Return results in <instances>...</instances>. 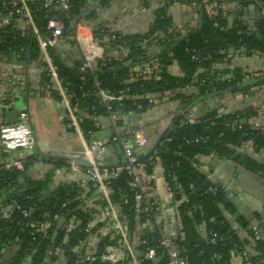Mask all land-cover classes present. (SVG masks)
<instances>
[{
	"label": "trees",
	"instance_id": "trees-1",
	"mask_svg": "<svg viewBox=\"0 0 264 264\" xmlns=\"http://www.w3.org/2000/svg\"><path fill=\"white\" fill-rule=\"evenodd\" d=\"M86 2L87 0L69 1V10L61 14L65 27L64 36L72 35L74 21L83 18L84 14L88 13ZM109 2L110 0H99L101 6H106ZM26 3L32 13L34 25L42 34H45L47 20L55 17L58 11L53 8L51 12H48L43 8L41 0H26ZM175 3L195 4L198 19L201 15L200 31L194 33L196 29H193L185 35L177 33L172 17L169 15V8ZM2 6L0 2V9ZM17 21L19 20L0 29V61L4 59L6 63L13 65H21L29 59H34L39 52L31 30L28 28L21 30ZM225 25L226 20L222 17L217 19L215 25V22L206 16L202 0H167V4L156 10L155 19L144 34L125 37L116 31L109 34L105 28L93 30V35L97 39L106 37L108 47H122L123 53L117 59L105 57L98 60L96 68L85 73L88 76L78 75L77 67L80 63H76L75 68L69 69L60 62L59 56L51 51L63 82L69 84L70 89L75 93L72 104H76L81 112L87 111L81 122L85 136L99 129L91 115L95 113L100 125L103 120H107L108 116L106 110L93 96L97 90L96 83L100 88L109 90L114 95L124 93L126 89L129 90L128 97L123 100L120 109L121 113L126 116L146 111L149 108L146 98L148 96L160 98L168 94L172 101H178V104L185 106L196 98L223 92L242 84L245 77L251 76L250 72L237 67H222L221 64L225 63L229 51L235 48L244 49L245 54L250 52L264 64V24L261 22L253 32L235 29L222 31ZM112 35L116 39L110 40ZM192 55L197 57V61L191 60ZM150 60H156L162 66L158 76L126 85L130 69ZM173 64H176L179 69V75L170 74L169 68ZM199 71L201 72L196 78L207 80L212 85L200 87L195 84V92L180 91L185 85L191 83ZM42 78L43 85L47 80L44 74ZM262 85L264 82L232 92L225 97L237 94L251 97ZM55 98L57 99L56 96ZM186 112L183 111V114ZM256 116L257 110L249 107L226 113L214 110L194 123H186L183 117L176 123L175 131L162 141L151 157L139 161L144 154L142 152L135 154L137 164L143 167L146 175L153 172L158 163L156 159H158L163 168L165 180L173 189L175 199L186 196L187 200L177 208L179 232L182 235L172 241L181 254L188 256L190 264H230L232 251L240 254L249 245L250 239L255 236L253 231L249 230L247 231L248 238L240 241L238 235L229 228L223 217V210L229 208L225 189L205 178L198 160L208 156L220 159L231 158L244 168L264 175L263 166L257 165L247 156L236 152L247 141L252 142L254 152L264 149V134L250 128V121ZM117 126H123V121L119 120ZM132 128L134 127L129 129ZM197 137L207 138V141L195 145L186 144L187 140ZM112 145L118 146V150L115 151L117 155L115 161L124 164V156L119 145ZM33 163V158H27L24 162L25 170ZM48 163L55 167L64 165L62 162L50 161ZM22 174L23 172L16 170H0V216L3 212L8 214L6 219L0 217V264L26 262H29L28 264H51L59 257L62 259L61 264H106L99 261L92 263L82 261V256L87 252L84 245L89 237V234L84 231L85 224L91 220L90 213L82 209L83 201L80 199L82 190L71 184L58 186L52 192L47 193L53 171L46 173L43 180L28 178L20 183L19 178ZM130 180L131 176L126 171L120 170L116 178L109 180V186L112 203L127 221L130 233H133L137 224L150 221L151 213L145 214L143 220L135 216L133 192L127 185ZM209 188H215L216 193L208 192ZM94 191L90 185L89 193ZM98 203L103 205L101 200ZM32 209L34 213L30 218L22 214L23 210L29 214ZM71 217L76 219L77 226L74 229L63 230L62 223L52 243L53 231L58 221H68ZM238 222L243 229L248 227L242 219ZM47 223H50L51 227L45 232H39L31 226ZM202 225L218 235H228L229 242L216 246L204 242L199 235V227ZM158 238V230L147 229L140 238L146 243L137 246L136 250L143 253L147 248L154 247ZM113 244L114 241L106 234L97 244L96 254L102 253L106 247H111ZM78 246H81L79 251L73 252V249ZM6 249L10 250L7 257L3 255ZM56 249L60 252L59 257L55 252ZM248 261L250 264H264L263 241L255 242L254 255L250 256ZM163 263L164 258L160 254L157 260L151 262V264Z\"/></svg>",
	"mask_w": 264,
	"mask_h": 264
},
{
	"label": "crops",
	"instance_id": "crops-1",
	"mask_svg": "<svg viewBox=\"0 0 264 264\" xmlns=\"http://www.w3.org/2000/svg\"><path fill=\"white\" fill-rule=\"evenodd\" d=\"M7 1L8 0H0L2 4ZM158 8V5L153 0H110L106 6H101L99 0H87L86 11L88 13H85L83 18L74 21L72 35L64 36L60 39L52 51L58 55L59 58L63 56L62 59L66 61L71 68H75L76 63H81L82 61V53L74 36L76 24H84L91 32L99 28H109L111 31H116L125 37L140 35L146 33L155 19V12ZM240 10H242V14H239ZM169 15L172 17L176 31L180 35H185L189 31L197 28L198 14L195 10V4L172 5L169 8ZM222 18L226 20V25L222 30H226L228 26H231V29H235V26H238V29L235 30H246L248 32H253L256 26L260 25L262 21V17H260L255 10L250 11L249 9H243L242 6L239 5L238 0L226 7V11ZM230 19L231 22L229 21ZM17 24L21 30H24L25 26L22 21H18ZM122 53V47L112 48L107 46L102 53L101 59L105 57L117 59ZM40 60L41 55L38 52L36 58L29 59L21 65L8 64L4 59L0 61V105L4 97H16L19 109H23L27 113V123L32 129L35 139L43 144L44 151H42V155L54 158L44 160L40 157L34 146V153L32 155L34 163L27 170H25V168L23 169L22 172L26 174L27 177L24 178L22 174L19 178V182L23 183L28 178L43 180L46 173L53 171L51 185L47 189V193L52 192L55 188L62 185L72 184L78 188L81 176L64 172L63 167L67 166L70 162V156L73 154H81L85 146L93 141H102L109 149V155L100 162V166L124 165L123 163L120 164L115 161L114 157L111 155L118 150V146H113L110 143V139L115 131L107 120H103L99 129L89 136H84L83 140L65 129L62 116L63 108L58 98L56 99L55 95L51 94L45 88V84L42 85L43 73ZM221 66L242 68L250 72L251 76L245 77L244 82L251 80L254 72L264 68V64L258 57L238 51L234 53H230L229 51L228 58ZM13 67H18L22 71L24 74V82L20 87L8 88V84L4 83L3 80H8L7 74L12 71ZM169 71L171 75L180 74L176 64H173L171 68H169ZM191 92H195V90ZM165 95L168 100L153 105L152 107L149 106V108L142 113L122 118L121 121H123V126L118 127L120 131H125L131 127H142L145 129L149 139V145L141 151L143 154L146 153L153 140L165 129L167 124L181 114L180 108L183 106L178 104V101H172L170 95ZM197 99L199 98L194 99L193 102ZM228 99L229 101L226 104L225 102ZM186 105L189 104L187 103ZM262 106H264V85H262L251 97L244 98L241 94H237L235 96L225 97L220 103L216 98L206 99L195 105L194 109L187 111L186 114L184 113L183 117L187 115L194 121H197L214 110L221 113V110H227L229 112L250 107L257 110V116L250 121V123L256 122L264 126V111L259 114V108ZM7 113H14L17 116L14 110L8 111L0 109V126L6 124L5 115ZM77 141H79V144ZM236 152L239 155L247 156V158L257 165L264 167V149L254 152L251 141L243 143ZM18 156L19 155L14 152H5L0 146V165L10 162ZM50 161L62 162L64 165L55 167V165L48 163ZM156 162L158 163L150 174V176H153L152 195L156 198L160 208L171 210L172 202L170 193L173 192V189L168 186L165 180L164 171L159 160L156 159ZM198 162L205 178L210 180L213 184H219L225 189L229 208L223 210V217L229 228L238 235L240 241L248 238L247 231H253L254 228L250 225L251 222L255 221L259 223L260 228H262L260 236L256 234L255 230L254 238L250 239L249 245L245 247L243 252L235 254L233 250L231 253L230 264H246L248 258L254 255L255 242L258 240L264 242V175L244 168L231 158L220 159L218 157L208 156L199 158ZM80 168L84 169V167ZM90 185L95 190L94 192L89 193ZM90 185L88 187L79 188L82 190L81 192H83L80 197L83 201L82 209L88 211V213H92L94 207L98 206V202L102 199L101 192L98 191L96 186ZM173 198L175 199V197ZM184 198H186V196L177 200H183ZM239 219L246 222L248 227L243 229L238 222ZM62 221L64 222V220ZM199 235L201 239L206 242L208 229L205 225L199 228ZM9 252L10 250L6 249L3 255L7 257ZM28 263L29 262L22 264ZM61 263L62 259L59 258L51 264Z\"/></svg>",
	"mask_w": 264,
	"mask_h": 264
},
{
	"label": "built area",
	"instance_id": "built-area-1",
	"mask_svg": "<svg viewBox=\"0 0 264 264\" xmlns=\"http://www.w3.org/2000/svg\"><path fill=\"white\" fill-rule=\"evenodd\" d=\"M70 0H41L44 9L51 12L56 8L57 15L47 20L45 26V34L34 25L32 13L26 3V0H8L3 4L0 9V29L6 28L15 20L24 23V29L31 30L34 40L37 42V48L41 55V70L46 77L45 88L53 95H55L63 108V120L65 129L72 132L83 140L85 134L81 128L83 116L87 111L81 112L77 109L76 104H72L75 98V93L70 89V85L63 82L60 76L59 67L54 62V57L51 51L57 42L64 37V22L61 19L62 12H66L70 8ZM158 7H163L167 4V0H153ZM234 2V1H233ZM229 0H202L203 9L206 16L215 22L218 18L223 17L226 7L233 3ZM175 3L173 5H176ZM101 5V4H100ZM18 22V21H17ZM264 24V6L262 7V21ZM107 32H112L109 28ZM264 31V28H263ZM26 35L25 32H23ZM74 36L77 45L82 53V61L77 67V71L86 73L92 71L97 66V61L101 59L104 49L108 46L106 44L107 38L103 37L97 39L93 32L80 23L76 24ZM116 39L111 36L110 40ZM192 61H197L195 55L191 56ZM162 66L156 60H150L140 65L133 66L129 71V78L126 80V85L132 84L138 80H150L156 78L160 73ZM201 71L197 72L192 79L191 83L185 85L180 91L184 93L194 90V85L198 84L200 87L211 86L207 80H198L196 76ZM264 75V68L260 71L254 72L251 79L260 78ZM8 80H3L8 84V88L20 87L24 82V74L18 67H13L12 71L7 74ZM245 81V80H244ZM97 90L93 94L97 98V102L107 112V121L114 127V135L110 139V143L118 144L123 156L124 166L118 169H100L98 166L106 156L109 155L107 145L102 141H93L85 146L81 154H73L67 166L63 167L64 172L78 174L81 176L79 179V186L88 187L90 184L96 186L102 195L103 205L94 207V211L90 213V221L85 224L84 231L89 234L85 247L87 252L82 256L84 263H92L99 261L106 264H151L158 259L159 254L164 258L163 264H190L189 258L181 254L178 247L173 243V239L181 236L180 223L177 219V208L187 199L175 200L174 193H170L172 209L160 208L156 198L152 195L153 176L146 175L143 172V167L137 164L135 154L141 152L149 145V139L146 135L145 129L142 127H135L120 131L117 122L126 117L121 113L122 102L128 95V89L119 95L112 94L109 90L100 88L96 83ZM213 90V88H212ZM85 96V93H84ZM243 96V95H242ZM248 97V96H244ZM135 98V97H134ZM150 107L157 105L160 102L168 100L166 95L160 98L151 96L146 97ZM16 97H4L0 105L1 110H14L17 113L16 121L13 124H3L0 126V146L5 152H14L19 156L5 164L0 165V170L12 171L16 170L22 172L24 169V162L27 158H33L34 144L32 143L33 131L27 123V113L23 109H19ZM140 108V106H137ZM260 112L264 111V106L260 107ZM93 110V109H92ZM221 113L226 111L221 110ZM95 125L99 128L101 125L97 121V117L91 115ZM186 123H194L190 116H184ZM250 128L260 134H264V126L258 123H250ZM207 138L197 137L192 140H187L186 144H201L205 143ZM114 159H117L115 153L111 154ZM86 160L89 168H80L74 165L76 160ZM120 170L126 171L131 180L127 183L128 188L133 192L134 204L133 210L135 216L143 220L145 214L151 213L150 221L143 222L136 225L135 231L130 233L127 226V221L123 219L119 209L112 203L110 199L111 189L109 180L116 178ZM208 192L215 194V188H209ZM126 203V202H124ZM20 209L19 207H16ZM24 216H27L25 210L22 211ZM2 219H6L8 214L1 213ZM33 228L39 232H45L51 227L50 223L45 225L32 224ZM77 226L75 218L71 217L68 221H64L62 225L63 230L74 229ZM201 227V226H200ZM199 227V228H200ZM167 228V229H166ZM158 230L159 238L156 245L152 248H147L143 253L136 250V247L145 244L140 238L144 230ZM255 235V229H253ZM106 234L114 241L111 247H106L105 251L96 254V247L102 237ZM228 235H218L216 232L208 230L206 242L209 245L216 246L218 244L224 245L229 242ZM81 246L75 247L73 252H78ZM56 254L60 256L59 250L56 249ZM60 258V257H59ZM246 264H250L249 261Z\"/></svg>",
	"mask_w": 264,
	"mask_h": 264
},
{
	"label": "water",
	"instance_id": "water-1",
	"mask_svg": "<svg viewBox=\"0 0 264 264\" xmlns=\"http://www.w3.org/2000/svg\"><path fill=\"white\" fill-rule=\"evenodd\" d=\"M238 2H239V5H241L243 9L244 8L246 10L249 9L250 11H254L255 10L256 13L260 17H262V7L264 6V0H238ZM239 14H242V10L239 11ZM229 21L231 22V19ZM257 26H259V25H257ZM229 29H231V26H228L226 28V31L229 30ZM235 29H238V26H235ZM200 30H201V15L199 16L197 28H196V31H194V33H197ZM251 35H252V33H251ZM162 49H164V47H162ZM235 51L245 53V50L244 49H242V50L239 51L238 48L231 49L230 50V53H234ZM248 55H251V53L248 52ZM62 57L63 56H61V58H60V62L65 67H67L69 69H73V68H71V66L66 61H64L62 59ZM78 75L79 76H88V74L81 73V72H79ZM261 82H264V75L261 76L260 78H256V79H253V80H249V81L243 82L242 84H240V85H238L236 87H232V88H230V89H228L226 91L216 92V93L209 94L206 97H201V98L197 99L195 102H193V103H191L189 105H185V106L181 107L180 108L181 114L178 115L174 120H172L171 122H169V124H167V126L165 127V129L153 140L151 146L149 147V149L146 151V153L144 154V156L139 161H144L147 158L151 157L156 152L157 148L162 143V141H164V139L168 138L170 136V134L175 131V129H176V123L183 118V111H190L191 109H194V106L195 105H197L200 102H202V101H204L206 99H209V98H216L218 100V102L220 103V102H222L225 99V96L226 95H228V94H230L232 92H235V91H241V90H243L245 88H248V87L253 86V85H257V84H259ZM5 116H6L5 117V123L6 124H13V123H15L16 114H14V113H7ZM32 143L34 144V146L36 148V151L38 152V154L40 155L41 158H43L44 160L54 159L52 157L43 156L42 155V151H44L43 144L41 142H38L35 139L34 134H33V137H32ZM74 165L77 166V167L89 168L88 162L86 160H84V159H82V160H76L74 162ZM122 166H124V165H121V166H118V165L100 166L99 165L98 167L100 169H118V168H120ZM23 177L26 178L27 175L26 174H23ZM33 213H34V209L30 210L29 211V214H28V217L30 218ZM62 223H63V221L60 220V221H58L57 225L55 226V230L53 232L52 241H51L52 243H53L56 235L58 234V231L61 228ZM250 225L256 230V234L258 236H260L261 235L262 228H260L259 223L253 221V222L250 223Z\"/></svg>",
	"mask_w": 264,
	"mask_h": 264
},
{
	"label": "rangeland",
	"instance_id": "rangeland-1",
	"mask_svg": "<svg viewBox=\"0 0 264 264\" xmlns=\"http://www.w3.org/2000/svg\"><path fill=\"white\" fill-rule=\"evenodd\" d=\"M253 89H254V88H253ZM253 89H252V90H253ZM252 92H253V91H252ZM228 101H229V99H228V100H226V102H225V103L227 104V103H228ZM77 142H78V144H79V141H77ZM144 231H146V229H145Z\"/></svg>",
	"mask_w": 264,
	"mask_h": 264
}]
</instances>
